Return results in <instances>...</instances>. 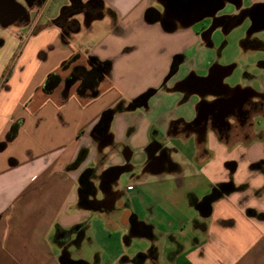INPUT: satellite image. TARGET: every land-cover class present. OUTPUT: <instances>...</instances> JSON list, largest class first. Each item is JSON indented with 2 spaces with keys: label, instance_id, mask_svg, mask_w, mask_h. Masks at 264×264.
Listing matches in <instances>:
<instances>
[{
  "label": "crops",
  "instance_id": "1",
  "mask_svg": "<svg viewBox=\"0 0 264 264\" xmlns=\"http://www.w3.org/2000/svg\"><path fill=\"white\" fill-rule=\"evenodd\" d=\"M28 1L0 4V264H65L64 254L66 264H264V126L251 138L230 140L210 130L201 144L195 130H171V121L183 118L173 117L174 102L129 110L136 95L125 96L126 78L97 87L96 95L80 94L73 78L74 67L91 56L113 70L111 57L83 54L77 45L96 20L136 16L166 33L182 29L192 43L199 42L192 29L199 20L179 17L176 25L172 18L173 27L149 20L161 0H78L93 1L103 16L88 20L77 12L79 27L71 21L72 29L60 24L61 13H45L51 0L40 9ZM253 6L264 12V0L243 1L241 8ZM51 73L60 81L47 91ZM258 87L264 91V81ZM120 102L111 139L103 141L93 128ZM182 102H192L194 115L200 99ZM153 141L172 145V166L149 164ZM125 164L130 167L109 184L115 196L106 202L105 172Z\"/></svg>",
  "mask_w": 264,
  "mask_h": 264
},
{
  "label": "flooded vegetation",
  "instance_id": "2",
  "mask_svg": "<svg viewBox=\"0 0 264 264\" xmlns=\"http://www.w3.org/2000/svg\"><path fill=\"white\" fill-rule=\"evenodd\" d=\"M13 0H0V4L7 5L10 7ZM47 0H29L31 3L30 8H35L43 6ZM162 3H159L158 9L152 8L149 10L147 18L151 20L157 19L162 21L165 24L168 23V26L179 25V17L185 18L188 16L179 15V10L184 4L179 6V0H177V6L173 8L170 7L169 0H161ZM230 0H208L210 7L204 5L205 2L199 6L198 9L194 10L191 15L192 18L198 19V23L208 20L206 26L199 32V44L200 47L207 50H210L214 46L213 42V32L216 29H221L224 35H228L236 26L243 23L245 20L250 22V26L247 30V36L242 39L241 44L245 51L250 49H264V43L258 37H253L258 34L260 31L258 29L262 28V21L258 15L257 6H253L250 9H244L239 7L238 9L235 6L229 4ZM186 2V0L181 1ZM198 4L199 1H198ZM213 6L222 7V9L217 13L225 11L228 6L233 8L234 14H230L231 11L225 14L222 17L216 18V16L202 18L205 14L209 13V9ZM78 7V6H77ZM1 8V6H0ZM98 6L96 4H91L89 6L78 7L77 12H85L86 17L89 19L101 16V12L97 10ZM13 9V8H12ZM76 12V10H75ZM175 12L176 14H173ZM100 13V14H99ZM21 16V15H20ZM19 16V17H20ZM103 16V15H102ZM101 16V17H102ZM23 17V16H21ZM30 19V16L27 17ZM172 18L177 19V23L174 24ZM22 19V18H21ZM72 25L78 26L77 21L71 22ZM79 27V26H78ZM3 43V39L0 38V46ZM226 45V42L223 46ZM207 53L204 60L201 61V68H192L189 69L181 78H177V75L180 72V66L185 61V57L182 54H177L173 58V61L169 67L168 73L162 81V85L165 88L169 85V82L172 81V85L166 90L168 92H177L182 97V101L188 100L191 96H197L200 99L198 109L193 115V117L185 122L184 118H179L172 120L171 130H195L198 132L200 143L204 141V134L210 130H216L224 133L226 138L230 140L231 138H238L240 135L251 138L253 133L258 130H262L264 125V91L256 85L258 77L249 72H245L244 81L240 80L237 84L230 82V78L235 72V69L239 66L238 62H227L223 63L221 61V51L218 52V55L210 57ZM110 63L100 62L94 56L89 57L85 65L87 70L91 71L93 76V81L96 82V88L107 80L110 76L111 69ZM199 65V64H197ZM259 66L264 67V61L259 62ZM242 82H245L242 85ZM252 85H251V84ZM83 82H80V87ZM256 85V86H255ZM91 85L85 88L86 94H91ZM155 90L148 89L147 91L141 93L138 96L132 98L127 108L129 109L132 106H145L146 102L151 99V96L155 94ZM96 94L99 93V89L96 90ZM93 93L94 95H96ZM143 95H147L143 97ZM123 105L122 102L118 103L112 108H108L102 114L98 122H101L97 126V131L95 134L96 137H102L103 141H109L111 135L108 133L100 132L99 129H103L105 126V121L112 115L122 111ZM112 118V121H113ZM111 121V124H112ZM97 122V124H98ZM96 124V125H97ZM95 125V126H96ZM111 127V125H110ZM159 148V155L155 154V151ZM150 150V161L149 164L153 167L161 166L164 167L165 163L168 162L169 167L172 166V163H169L167 158L168 149L164 148L162 144L155 141L151 142L149 146ZM130 166L125 164L121 166L114 167L105 172L103 182L100 187L107 192L108 198L106 202L110 201L115 196V193L109 192V184L114 183L115 177L119 173H123ZM121 176V175H120ZM95 191V188H94ZM219 190L215 189L214 194H218ZM205 208L207 205L204 206Z\"/></svg>",
  "mask_w": 264,
  "mask_h": 264
},
{
  "label": "rangeland",
  "instance_id": "3",
  "mask_svg": "<svg viewBox=\"0 0 264 264\" xmlns=\"http://www.w3.org/2000/svg\"><path fill=\"white\" fill-rule=\"evenodd\" d=\"M243 1L248 4V0ZM65 5H67L66 0H51L50 7L45 9V13L59 16ZM153 7L158 8V2H155ZM231 10L232 7L228 6L225 12L229 13ZM76 13L77 11H73L67 14L64 17L65 20L61 19L63 21L60 24L63 26L64 23L65 27L75 28L72 27L70 22L77 21L75 18L79 14ZM81 16L83 26L86 29L88 24H86L85 14H81ZM207 23L208 20H204L195 24L192 29L195 32H200ZM249 26L250 22L245 20L228 35H224L221 29H216L212 36L214 46L207 52V50L200 47L198 42L192 43L184 38V30L182 29L179 32L166 33L158 24L145 23L143 19L136 16L119 21L106 17L96 20L90 28L83 31L77 45H80L83 54L86 51H96L104 57L109 56L112 58L114 67L111 77H108L101 84V89L105 90L106 85L111 81L112 84L120 85L121 80L126 78L127 84L122 89L126 97L132 94L138 96L148 89H153L156 92L151 96L149 106L162 105L166 100L174 102L173 117L183 116L186 119L193 117L195 109L192 102H182L179 93L166 90L169 85H172V81L169 82L166 88L162 85L174 56L181 53L185 57V61L181 64L180 72L177 75V78H181L189 69L201 68V61L204 60L207 53L212 57L218 55V52L221 51L220 58L223 63H239L229 79L231 83L237 84L240 80L244 81L245 72H249L258 77L256 85L260 86L264 81V67L259 66V62L264 61V49L255 48L245 51L241 44L242 39L247 36ZM256 37L260 40L264 39V31L256 34ZM225 42L226 45L223 46ZM43 52L48 53L47 50ZM56 52V49H54L50 54H47L48 64L52 61ZM167 146H169L167 149L172 150L171 144Z\"/></svg>",
  "mask_w": 264,
  "mask_h": 264
},
{
  "label": "trees",
  "instance_id": "4",
  "mask_svg": "<svg viewBox=\"0 0 264 264\" xmlns=\"http://www.w3.org/2000/svg\"><path fill=\"white\" fill-rule=\"evenodd\" d=\"M93 3H94L93 1H90V2H87V3L83 4L80 1L75 0L71 6L63 8V10L61 12L60 19H63L67 14H69V13L75 11V10L77 11L78 7H80V6L86 7V6H89V5L93 4ZM9 73H10V69H7V71L5 73V77H8ZM93 76L94 75L92 74V72L87 70L83 66H78L73 71V78H75L76 80H79L80 82H83L82 86L79 89V93L80 94L85 95L86 94L85 88L87 86H89V85H91L90 86V88L92 89L91 92H93V93L96 92V86L97 85H96V82L93 81ZM59 81H60L59 74L51 73L47 77L43 88L45 90H47V91H51L58 85ZM145 96H147V95H143V97H145ZM89 173H90V170H87L85 173H83V175L81 176V180L84 179L85 175H87ZM65 256H66V254H64L61 259L66 264ZM141 256L142 255H139L138 258H140Z\"/></svg>",
  "mask_w": 264,
  "mask_h": 264
},
{
  "label": "water",
  "instance_id": "5",
  "mask_svg": "<svg viewBox=\"0 0 264 264\" xmlns=\"http://www.w3.org/2000/svg\"><path fill=\"white\" fill-rule=\"evenodd\" d=\"M170 1V7L171 9L173 10V8L175 6H177V0H169ZM181 1H184V0H179V6H181L182 4H184L182 6V8H180L179 10V15H184V16H191L194 12V10L198 9L199 6H201V1L202 3H204V5L208 8L210 7L209 5V2L208 0H186V2H181ZM198 1L200 4H198ZM242 2L243 0H230L229 1V4L235 6L236 9H238L239 7L242 6ZM182 3V4H181ZM222 9V7H216V6H213L209 9V13L205 14L202 18H205V17H212L214 15H217V13ZM173 14H176L175 12H173ZM223 16V15H222ZM222 16H216V18H219V17H222ZM260 20L263 22V27H264V12H262V14L259 16ZM161 23H164V22H161ZM193 23V20L192 22H190V24ZM189 24V25H190ZM78 67V66H77ZM77 67H74L73 71L77 68ZM70 88V84L68 85V89ZM147 103V102H146ZM142 106V105H141ZM140 106V107H141ZM139 106H132L129 108V110H134V109H137ZM112 118L113 116L111 115L106 121H105V126L103 129H99L100 131H98V133L100 132H104L105 134L109 132V128H110V125H111V121H112ZM101 122H98V124L93 128V132H96L97 131V126L100 125ZM84 158V156L82 154L79 155V158H78V163L81 161V159ZM122 173H119L116 177H115V180L114 181H117L118 178L120 177Z\"/></svg>",
  "mask_w": 264,
  "mask_h": 264
}]
</instances>
